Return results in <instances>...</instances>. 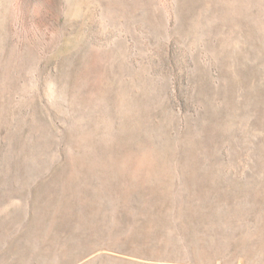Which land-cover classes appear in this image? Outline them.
Wrapping results in <instances>:
<instances>
[{"label":"rangeland","instance_id":"374dc122","mask_svg":"<svg viewBox=\"0 0 264 264\" xmlns=\"http://www.w3.org/2000/svg\"><path fill=\"white\" fill-rule=\"evenodd\" d=\"M0 264H264V0H0Z\"/></svg>","mask_w":264,"mask_h":264}]
</instances>
